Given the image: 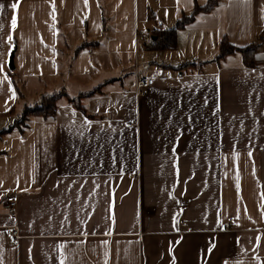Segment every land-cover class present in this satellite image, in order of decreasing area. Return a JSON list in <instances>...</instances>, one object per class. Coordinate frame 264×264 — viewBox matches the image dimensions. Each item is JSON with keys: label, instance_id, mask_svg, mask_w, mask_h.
<instances>
[{"label": "crops", "instance_id": "obj_1", "mask_svg": "<svg viewBox=\"0 0 264 264\" xmlns=\"http://www.w3.org/2000/svg\"><path fill=\"white\" fill-rule=\"evenodd\" d=\"M207 1L0 0V264H264V0L150 47Z\"/></svg>", "mask_w": 264, "mask_h": 264}, {"label": "trees", "instance_id": "obj_2", "mask_svg": "<svg viewBox=\"0 0 264 264\" xmlns=\"http://www.w3.org/2000/svg\"><path fill=\"white\" fill-rule=\"evenodd\" d=\"M215 2L216 0H208L203 6H195L190 14L181 17V19H179L176 24L172 26V28L158 29V32L156 33V39L152 42L150 47L155 49L172 48L175 42V30L179 27H183L184 25H186V23L191 21L193 19L192 17L196 13L210 10L216 4ZM217 46L219 47V57L229 54L233 51H239L242 55L244 64L247 66L253 65L252 55L256 50V45L254 43L251 42L242 47H237L232 44L230 45L225 39H222L219 41ZM92 92L93 91H88L86 92V94H90ZM60 94L61 93L59 92L55 94H43L38 102L28 105L22 109L21 114L17 116V118H15L13 126H23L29 116H37L41 119L51 117L54 114L55 103ZM80 110L83 113L85 112L82 109Z\"/></svg>", "mask_w": 264, "mask_h": 264}, {"label": "built area", "instance_id": "obj_3", "mask_svg": "<svg viewBox=\"0 0 264 264\" xmlns=\"http://www.w3.org/2000/svg\"><path fill=\"white\" fill-rule=\"evenodd\" d=\"M154 81V78L152 76H144L141 78H137L135 81V93L139 94V92L141 91V89H143L145 86L151 85ZM3 208L5 210V212L7 213V215L10 216L11 219H15L17 214H16V205L18 202V194H9L6 195L3 198ZM5 232L6 234L13 238L16 239L19 235L18 233V229L16 228V226L14 224H11L7 227H5Z\"/></svg>", "mask_w": 264, "mask_h": 264}, {"label": "snow or ice", "instance_id": "obj_4", "mask_svg": "<svg viewBox=\"0 0 264 264\" xmlns=\"http://www.w3.org/2000/svg\"><path fill=\"white\" fill-rule=\"evenodd\" d=\"M3 6L2 5H0V8H2ZM12 8H13V10H14V12H15V10L18 8V4H13L12 5ZM15 26H16V18H15V16H13V19H12V27L13 28H15ZM61 264H63V261L61 262Z\"/></svg>", "mask_w": 264, "mask_h": 264}, {"label": "water", "instance_id": "obj_5", "mask_svg": "<svg viewBox=\"0 0 264 264\" xmlns=\"http://www.w3.org/2000/svg\"><path fill=\"white\" fill-rule=\"evenodd\" d=\"M12 55H13V53H11V55L9 56V60H8V68H10L11 70H12V67H13Z\"/></svg>", "mask_w": 264, "mask_h": 264}]
</instances>
